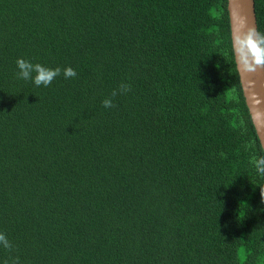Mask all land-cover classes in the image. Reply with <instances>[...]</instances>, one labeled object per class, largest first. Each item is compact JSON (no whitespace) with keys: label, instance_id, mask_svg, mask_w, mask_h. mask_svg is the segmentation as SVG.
<instances>
[{"label":"trees","instance_id":"obj_1","mask_svg":"<svg viewBox=\"0 0 264 264\" xmlns=\"http://www.w3.org/2000/svg\"><path fill=\"white\" fill-rule=\"evenodd\" d=\"M227 3L0 0V264H264Z\"/></svg>","mask_w":264,"mask_h":264},{"label":"clouds","instance_id":"obj_2","mask_svg":"<svg viewBox=\"0 0 264 264\" xmlns=\"http://www.w3.org/2000/svg\"><path fill=\"white\" fill-rule=\"evenodd\" d=\"M234 47L243 70L255 71L257 67L264 68V35L250 31L244 36H237ZM16 64L19 69L17 77L25 81L30 80L37 87H48L56 77L61 75V72H63L65 79H71L77 76L76 71L71 67L63 70L59 67L49 68L40 63L33 64L23 58L17 59ZM130 90V85L122 83L118 90L113 91L112 96L115 97L117 94H123ZM103 106L105 108H113L114 104L112 99L106 98L103 101ZM253 164L257 173L260 176H264V157L254 158ZM259 187L261 199L264 201V186ZM0 246L9 250L12 248L11 242L4 233H0ZM12 264H18V257L12 261Z\"/></svg>","mask_w":264,"mask_h":264},{"label":"water","instance_id":"obj_3","mask_svg":"<svg viewBox=\"0 0 264 264\" xmlns=\"http://www.w3.org/2000/svg\"><path fill=\"white\" fill-rule=\"evenodd\" d=\"M227 8L236 68L246 105L264 151V68L243 70L234 47L237 36H244L250 31L258 33L254 0H228Z\"/></svg>","mask_w":264,"mask_h":264}]
</instances>
